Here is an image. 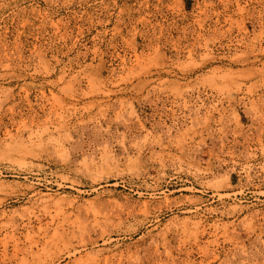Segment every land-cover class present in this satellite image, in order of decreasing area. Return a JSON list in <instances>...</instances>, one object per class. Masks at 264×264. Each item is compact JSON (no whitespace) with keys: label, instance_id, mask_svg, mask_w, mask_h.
<instances>
[{"label":"rangeland","instance_id":"rangeland-1","mask_svg":"<svg viewBox=\"0 0 264 264\" xmlns=\"http://www.w3.org/2000/svg\"><path fill=\"white\" fill-rule=\"evenodd\" d=\"M0 264H264V0H0Z\"/></svg>","mask_w":264,"mask_h":264},{"label":"bare ground","instance_id":"bare-ground-1","mask_svg":"<svg viewBox=\"0 0 264 264\" xmlns=\"http://www.w3.org/2000/svg\"><path fill=\"white\" fill-rule=\"evenodd\" d=\"M165 199H166V198H165ZM168 199H169V198H168ZM186 199H187V198H186ZM192 200H193V199H192ZM192 200H191V201H192ZM169 201H170V200H169ZM165 202H166V200H165ZM188 202H189V201H188ZM191 203H192V202H191ZM165 204H166V203H165ZM179 204H181V203L179 202ZM179 204H178V205H179ZM189 204H190V203H189ZM193 204H195V203H193ZM167 205H168V204H167ZM176 206H177V205H176ZM146 207H147V206H146ZM144 208H145V207H144ZM195 208H196V207H195ZM146 209H147V208H146ZM169 209H170V208H169ZM154 210H155V209H154ZM159 210H160V209H159ZM161 210H162V209H161ZM180 210H181V209H180ZM146 211H147V210H146ZM150 211H151V210H150ZM169 211H170V210H169ZM193 211H194V210H193ZM183 212H184V211H183ZM186 212L188 213V211H186ZM191 213H192V212H191Z\"/></svg>","mask_w":264,"mask_h":264}]
</instances>
